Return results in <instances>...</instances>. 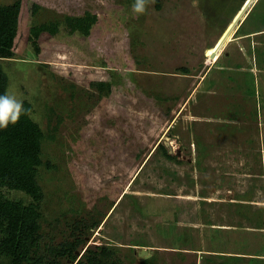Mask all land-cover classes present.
I'll return each instance as SVG.
<instances>
[{
  "label": "rangeland",
  "instance_id": "obj_1",
  "mask_svg": "<svg viewBox=\"0 0 264 264\" xmlns=\"http://www.w3.org/2000/svg\"><path fill=\"white\" fill-rule=\"evenodd\" d=\"M18 1L0 95L27 114L0 151L30 123L44 135L36 251L78 236L77 259L104 246L123 264H264V0L230 34L248 0H149L142 15L134 0ZM86 13L87 34L61 23Z\"/></svg>",
  "mask_w": 264,
  "mask_h": 264
},
{
  "label": "trees",
  "instance_id": "obj_2",
  "mask_svg": "<svg viewBox=\"0 0 264 264\" xmlns=\"http://www.w3.org/2000/svg\"><path fill=\"white\" fill-rule=\"evenodd\" d=\"M20 7L18 0L0 5V19L5 21L0 23V43L3 46L9 45L15 35L13 26L18 23ZM95 22L96 15L89 13L80 16L66 15L61 21L69 32L81 34H87ZM59 26L58 20L49 21L41 23L38 30L55 34ZM99 86L102 87L103 84ZM107 88L109 89V85ZM37 127L30 123L19 134L18 141L7 142V149L0 151V188L23 190L36 199L24 203L6 198L0 193V264L4 260L9 264H63L64 260L71 264H123L113 259L112 251L104 246L95 249L88 246L77 259L76 251L84 244V240L78 236L74 240L61 242L58 246H50L44 252L36 251L43 192L35 175L38 167L43 164L41 153L44 137ZM7 129H0V139ZM163 153L170 157L165 149Z\"/></svg>",
  "mask_w": 264,
  "mask_h": 264
},
{
  "label": "clouds",
  "instance_id": "obj_3",
  "mask_svg": "<svg viewBox=\"0 0 264 264\" xmlns=\"http://www.w3.org/2000/svg\"><path fill=\"white\" fill-rule=\"evenodd\" d=\"M149 0H134L132 11L137 15L146 12ZM22 114H27L23 102L14 95L7 93L0 95V129H7L8 126L15 125Z\"/></svg>",
  "mask_w": 264,
  "mask_h": 264
},
{
  "label": "water",
  "instance_id": "obj_4",
  "mask_svg": "<svg viewBox=\"0 0 264 264\" xmlns=\"http://www.w3.org/2000/svg\"><path fill=\"white\" fill-rule=\"evenodd\" d=\"M251 2V0H248L244 6V8L238 13V15L233 19L232 23L228 26L227 28V34H230L232 32V30L234 29L236 23L238 22L239 18L242 16L244 10L247 8V6L249 5V3ZM216 55V52H212L211 53V57H214Z\"/></svg>",
  "mask_w": 264,
  "mask_h": 264
},
{
  "label": "bare ground",
  "instance_id": "obj_5",
  "mask_svg": "<svg viewBox=\"0 0 264 264\" xmlns=\"http://www.w3.org/2000/svg\"><path fill=\"white\" fill-rule=\"evenodd\" d=\"M211 57V56H210Z\"/></svg>",
  "mask_w": 264,
  "mask_h": 264
}]
</instances>
